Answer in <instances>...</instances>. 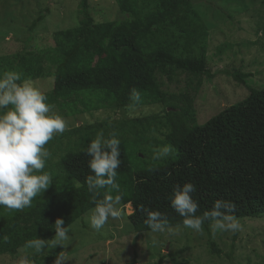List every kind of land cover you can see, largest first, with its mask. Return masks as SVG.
<instances>
[{"label": "trees", "instance_id": "1", "mask_svg": "<svg viewBox=\"0 0 264 264\" xmlns=\"http://www.w3.org/2000/svg\"><path fill=\"white\" fill-rule=\"evenodd\" d=\"M115 3L118 12L114 20L95 21L90 0H77L76 24L55 30L50 47L25 48L0 56V72L16 70L29 80L51 78V88L42 92L52 111L63 118L101 109H125L132 104L133 88L142 97L135 106L161 103L163 112L82 123L55 135L45 145L52 153L45 170L52 173L53 183L30 208L9 211L0 206V237H9L0 240V255H17L37 236L50 239L57 217L70 225L94 208L85 182L92 174L85 148L101 130L105 138L115 131L121 141L117 180L124 192L121 204L129 203L132 208L127 215L131 231H150L141 205L167 215L169 226L183 225V217L171 207L170 198L174 187L185 182L196 186L192 194L199 204L196 215L210 211L215 200L223 199L235 203L233 214L238 219L264 217V87L249 88L243 100L198 123L194 96L202 78L212 74L206 62V25L195 0ZM47 11L43 9L33 20L30 31ZM180 74L189 78L187 90L171 94L160 90L158 75L172 81ZM232 75L244 83L251 74ZM149 132L163 136L154 140L155 148H147V141L141 139ZM164 145L171 146L173 154L154 160L153 150ZM57 154L54 170L52 159ZM212 223L205 221L203 229L209 254L218 256L223 251L212 239ZM181 252L169 255V261L182 264ZM231 254L232 249L225 255ZM159 258L161 262L165 257ZM40 259L49 261L55 255Z\"/></svg>", "mask_w": 264, "mask_h": 264}, {"label": "rangeland", "instance_id": "2", "mask_svg": "<svg viewBox=\"0 0 264 264\" xmlns=\"http://www.w3.org/2000/svg\"><path fill=\"white\" fill-rule=\"evenodd\" d=\"M90 2L95 21L117 17L115 0ZM76 3L77 0H0V56L25 48L40 50L50 47L55 30L76 24ZM195 8L206 25V62L212 74L210 78H202L194 96L196 120L202 124L224 107L247 97L249 88L264 87V0H195ZM43 9L48 10L43 20L30 31L31 23ZM233 72L251 75L242 83L233 77ZM157 79L160 90L166 94L187 90L190 84L184 74L176 75L172 81L159 75ZM31 81L41 91L52 86L51 78ZM163 108L161 103H155L120 111L101 109L64 119L67 128H71L103 119L121 120L161 113ZM162 137L159 132H149L141 139L147 141V148H155L154 140ZM56 148L52 144V149L57 152ZM58 154L52 159L54 170ZM119 207L122 218H110L99 233L87 222L88 210L70 224L75 228L70 233L71 242L64 249L57 246L33 255L32 250L24 246L15 256L0 255V264H21L25 257L29 264H53L54 259L44 261L41 256H56L60 251L65 256L63 264H173L169 255L181 251L178 257H183L182 264H264V217L239 219L242 230L235 234L219 230L213 234L210 228L212 239L223 251L215 256L208 252L205 232L201 235L177 225L170 226L171 232L153 233L150 230L135 233L128 225L127 215L132 211L130 204H120ZM231 249L232 254L227 257L225 254H230ZM161 256L165 258L160 262Z\"/></svg>", "mask_w": 264, "mask_h": 264}, {"label": "clouds", "instance_id": "3", "mask_svg": "<svg viewBox=\"0 0 264 264\" xmlns=\"http://www.w3.org/2000/svg\"><path fill=\"white\" fill-rule=\"evenodd\" d=\"M134 108L142 100L140 92L133 88L130 93ZM47 95L37 88L22 73L9 69L0 72V206L5 209L23 210L30 208L36 197L40 196L53 183V175L46 169V162L52 153L45 147L57 134L66 131L65 119L52 111L47 102ZM120 139L113 131L105 138L104 132L98 131L85 148L90 157L88 168L91 173L86 177L88 191L92 193L94 208L86 218L90 227L100 232L109 219L122 218L121 204L124 192L117 180V169L121 165ZM173 148L164 145L153 150V159L162 160L173 154ZM101 190H104L102 198ZM196 186L191 182L177 185L170 198L171 207L183 217V226L203 235L205 221H214L210 225L213 234L236 232L242 230L239 219L233 214L235 203L217 199L210 211L196 215L199 207L193 199ZM145 223L153 233L171 232L168 217L159 210H145ZM78 223V222H77ZM75 225H66L61 217L54 221V235L50 239L37 236L28 240L25 247L33 255L42 254L45 250L60 246L64 249L71 242ZM4 235L0 240L7 241ZM65 256L59 252L53 264H63ZM21 264H29L25 257Z\"/></svg>", "mask_w": 264, "mask_h": 264}]
</instances>
